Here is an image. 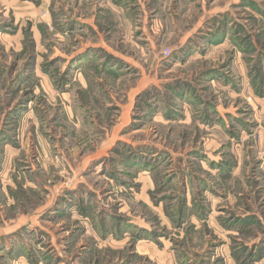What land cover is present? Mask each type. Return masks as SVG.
I'll return each instance as SVG.
<instances>
[{
    "label": "rangeland",
    "instance_id": "374dc122",
    "mask_svg": "<svg viewBox=\"0 0 264 264\" xmlns=\"http://www.w3.org/2000/svg\"><path fill=\"white\" fill-rule=\"evenodd\" d=\"M151 2L0 0V264H264V0Z\"/></svg>",
    "mask_w": 264,
    "mask_h": 264
},
{
    "label": "crops",
    "instance_id": "0c3cea01",
    "mask_svg": "<svg viewBox=\"0 0 264 264\" xmlns=\"http://www.w3.org/2000/svg\"><path fill=\"white\" fill-rule=\"evenodd\" d=\"M156 0H152V2L151 3H149V6H147L148 8H150V11L151 12H153V11H155V8H151V5L153 4V2H155ZM174 1V0H173ZM169 3H171V2H169ZM144 6V5H143ZM154 5H152V7H153ZM145 7V6H144ZM194 56V51H193V53H191L190 55H189V57H193Z\"/></svg>",
    "mask_w": 264,
    "mask_h": 264
},
{
    "label": "built area",
    "instance_id": "2783aa9c",
    "mask_svg": "<svg viewBox=\"0 0 264 264\" xmlns=\"http://www.w3.org/2000/svg\"><path fill=\"white\" fill-rule=\"evenodd\" d=\"M164 53L166 56H168V55H170L171 51H170V49H167Z\"/></svg>",
    "mask_w": 264,
    "mask_h": 264
}]
</instances>
